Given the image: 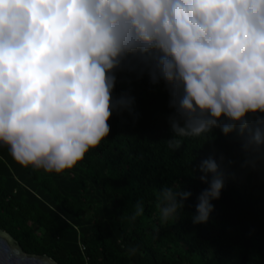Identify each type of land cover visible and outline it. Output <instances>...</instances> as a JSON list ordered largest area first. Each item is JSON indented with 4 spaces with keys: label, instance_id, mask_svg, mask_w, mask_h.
I'll list each match as a JSON object with an SVG mask.
<instances>
[{
    "label": "clouds",
    "instance_id": "clouds-1",
    "mask_svg": "<svg viewBox=\"0 0 264 264\" xmlns=\"http://www.w3.org/2000/svg\"><path fill=\"white\" fill-rule=\"evenodd\" d=\"M134 66L167 85L169 148L219 128L236 133L242 166L264 162V0H0V145L23 167L72 170L109 136L114 112L132 114L134 98L113 90L115 73ZM195 171L207 187L194 225L209 221L224 187L212 156ZM191 195L162 186L160 225ZM134 208L131 220L144 214L141 201Z\"/></svg>",
    "mask_w": 264,
    "mask_h": 264
},
{
    "label": "trees",
    "instance_id": "trees-1",
    "mask_svg": "<svg viewBox=\"0 0 264 264\" xmlns=\"http://www.w3.org/2000/svg\"><path fill=\"white\" fill-rule=\"evenodd\" d=\"M140 67L115 73L113 97L134 98L132 114L114 112L109 136L72 170L23 167L0 145V229L26 253L58 264H264V162L242 166L236 133L219 128L213 139L179 138L182 147L169 148L167 85L152 83ZM209 156L220 164L224 187L209 221L194 225L207 184L193 169ZM177 183L192 195L177 221L161 226L156 193ZM137 201L144 214L131 220Z\"/></svg>",
    "mask_w": 264,
    "mask_h": 264
},
{
    "label": "water",
    "instance_id": "water-1",
    "mask_svg": "<svg viewBox=\"0 0 264 264\" xmlns=\"http://www.w3.org/2000/svg\"><path fill=\"white\" fill-rule=\"evenodd\" d=\"M0 245L6 246L7 252H0V264H58L47 255L26 253L19 243L6 231L0 229ZM15 252V255H11Z\"/></svg>",
    "mask_w": 264,
    "mask_h": 264
},
{
    "label": "snow or ice",
    "instance_id": "snow-or-ice-1",
    "mask_svg": "<svg viewBox=\"0 0 264 264\" xmlns=\"http://www.w3.org/2000/svg\"><path fill=\"white\" fill-rule=\"evenodd\" d=\"M8 249L6 246H3V245H0V252H7ZM16 253L15 252H12L11 255H15ZM11 264V262H10Z\"/></svg>",
    "mask_w": 264,
    "mask_h": 264
}]
</instances>
